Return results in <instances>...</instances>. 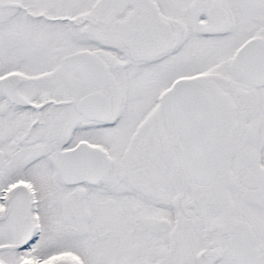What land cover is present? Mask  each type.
<instances>
[{
    "label": "snow or ice",
    "instance_id": "snow-or-ice-1",
    "mask_svg": "<svg viewBox=\"0 0 264 264\" xmlns=\"http://www.w3.org/2000/svg\"><path fill=\"white\" fill-rule=\"evenodd\" d=\"M0 264H264V0H0Z\"/></svg>",
    "mask_w": 264,
    "mask_h": 264
}]
</instances>
